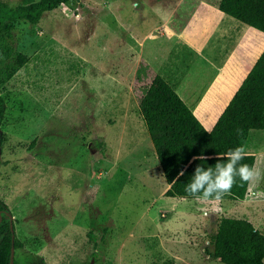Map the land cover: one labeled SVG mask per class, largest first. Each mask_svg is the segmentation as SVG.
Returning a JSON list of instances; mask_svg holds the SVG:
<instances>
[{"label":"rangeland","instance_id":"rangeland-1","mask_svg":"<svg viewBox=\"0 0 264 264\" xmlns=\"http://www.w3.org/2000/svg\"><path fill=\"white\" fill-rule=\"evenodd\" d=\"M199 2L70 0L37 24H15L9 43L28 61L0 89V198L25 242L18 264H225L208 253L222 217H245L264 231V198L165 196L139 113L137 60L153 51L169 66L193 60L168 33L194 25ZM251 30L261 45L264 33ZM198 118L212 129L218 117ZM245 150L264 174V129L251 130ZM254 190L264 192V176Z\"/></svg>","mask_w":264,"mask_h":264},{"label":"trees","instance_id":"trees-1","mask_svg":"<svg viewBox=\"0 0 264 264\" xmlns=\"http://www.w3.org/2000/svg\"><path fill=\"white\" fill-rule=\"evenodd\" d=\"M70 0H22L9 5L0 0V89L28 61V56L16 51L9 43L18 21L37 24L44 13L58 8ZM219 8L264 31V0H220ZM8 58L14 65L5 63ZM133 90L139 101L142 117L154 145L163 175L169 184L165 196L193 198L185 192L197 166L214 167L216 157L237 146L245 148L251 130L264 129V51L259 55L248 75L211 129L206 127L189 105L147 61L142 59L135 74ZM7 103L0 92V126L6 117ZM5 134L0 130V153ZM203 155L207 159H194ZM220 162H224L221 160ZM256 163V155L248 153L241 161ZM184 170V175L177 178ZM248 184L237 178L231 193L223 198L243 199ZM0 264H11V251L25 246L17 233L13 240L8 205L0 198ZM16 230V226H15ZM209 254L225 264H264V231L245 217L220 219L212 238ZM14 264H18L16 256Z\"/></svg>","mask_w":264,"mask_h":264},{"label":"crops","instance_id":"crops-1","mask_svg":"<svg viewBox=\"0 0 264 264\" xmlns=\"http://www.w3.org/2000/svg\"><path fill=\"white\" fill-rule=\"evenodd\" d=\"M198 1L199 5L193 6L194 25H187L190 34H186L185 24L177 34L168 33L182 40L197 56L188 64L172 59L169 66L165 53L156 57L153 51L137 60L136 70L144 59L188 102L195 114L206 119L219 118L264 51V42L258 43L262 34L251 29L264 31L222 11L218 6L220 0ZM168 23L163 20L165 28ZM204 81L207 86L202 89Z\"/></svg>","mask_w":264,"mask_h":264},{"label":"clouds","instance_id":"clouds-1","mask_svg":"<svg viewBox=\"0 0 264 264\" xmlns=\"http://www.w3.org/2000/svg\"><path fill=\"white\" fill-rule=\"evenodd\" d=\"M205 131L211 133L212 130L206 128ZM247 155L248 153L243 146H237L222 155L219 154L216 157L218 162L214 167L197 166L190 181L186 184L185 192L192 196L196 202L220 201L225 195L231 193L237 178H239L242 184L249 185V197L264 198V192L254 190L258 187L264 174L256 164L250 166L241 163ZM194 159H207V157L201 155ZM221 160L224 162H220ZM183 175L184 170H181L177 178Z\"/></svg>","mask_w":264,"mask_h":264},{"label":"water","instance_id":"water-1","mask_svg":"<svg viewBox=\"0 0 264 264\" xmlns=\"http://www.w3.org/2000/svg\"><path fill=\"white\" fill-rule=\"evenodd\" d=\"M7 216L10 218V221H11V231L13 232V240H14L16 236L14 216L11 212H7ZM1 220H2V212H0V221ZM15 256H16V249L13 246L12 251H11V264H14Z\"/></svg>","mask_w":264,"mask_h":264}]
</instances>
